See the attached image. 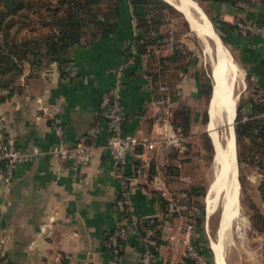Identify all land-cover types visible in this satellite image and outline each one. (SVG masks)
Returning a JSON list of instances; mask_svg holds the SVG:
<instances>
[{
	"label": "crops",
	"instance_id": "0c3cea01",
	"mask_svg": "<svg viewBox=\"0 0 264 264\" xmlns=\"http://www.w3.org/2000/svg\"><path fill=\"white\" fill-rule=\"evenodd\" d=\"M162 2L176 12L191 31L180 11ZM206 7L208 12L204 10L205 14L215 23L210 18L208 20L240 69L248 89L253 93L264 89V38L241 35L233 24L238 18L264 25V1L246 0L236 6L207 2ZM155 9V6H134L126 1L112 34L94 39L85 35L78 45L66 52L64 64L52 62L39 69L26 65L15 82V90L0 103V116L5 119L8 135L16 147L25 151L37 148L43 153L18 165L10 182L3 180V163L0 162V259H7L9 264H137L140 250L137 243L123 247L117 261L104 248L118 213L119 181L111 157L99 149L89 165L79 166L58 158L50 153V149L60 140L55 125L61 126V139L66 147L81 141L95 143L96 146L106 144L108 124L98 115L100 96L111 89L114 78L110 70L124 58L125 43L132 35L131 11L138 17L149 14L157 21ZM162 12L160 23L148 31L141 28L140 39L148 38L146 46L151 47L172 25L185 46L182 53L162 50L161 71L157 77L173 91L174 112H185L189 144L182 156L164 151L155 157L147 172H134L132 175L135 159H131L126 173L131 179L133 215L155 226L153 229L158 232V242L153 241V264H185L184 260L189 258L185 257L181 239L187 229H191L200 249L208 247L203 244L206 226L196 223L195 198L189 194L199 186V156L204 152L207 138L213 151L215 149L207 129L214 86L211 72L209 75L202 58L196 53L193 40L179 34L178 21L166 9ZM221 22L226 26H221ZM202 54L205 56L204 49ZM147 67L137 64L123 77L121 108L125 116L124 132L137 138L148 137L152 133V92L146 80ZM208 82L209 99L206 94ZM1 94L7 95L8 92ZM243 109L248 116L251 103H245ZM205 113L206 124L203 123ZM221 147L225 160V155L229 154L232 161L230 144L221 143ZM234 151L238 169L235 147ZM214 154L213 162L217 156L216 149ZM228 165L227 162V169ZM231 176L232 171L227 173L226 170L225 186H230ZM257 193L259 199L255 203L264 208L258 189ZM169 199L177 201L178 214H167L165 204ZM261 213L264 216V212ZM211 215L207 214L205 206L204 222ZM220 228L221 216L216 232L218 242ZM225 233L227 235L228 228ZM230 242L229 237L223 242L220 239L222 247L218 249L220 253L224 251V256L225 247ZM210 243L208 248L213 259ZM222 264H227L226 256Z\"/></svg>",
	"mask_w": 264,
	"mask_h": 264
},
{
	"label": "built area",
	"instance_id": "2783aa9c",
	"mask_svg": "<svg viewBox=\"0 0 264 264\" xmlns=\"http://www.w3.org/2000/svg\"><path fill=\"white\" fill-rule=\"evenodd\" d=\"M132 5L130 0H126ZM146 19L152 16L147 14ZM236 30L241 35H258L264 38V25H256L251 21L236 18L233 22ZM130 26L132 35L125 43V55L121 63L114 66L110 73L114 78L111 89L100 96L98 115L108 124V139L105 145L96 146L95 143L81 141L71 147H66L62 142V128L55 125V130L60 140L50 149V153L62 160L70 161L73 165H89L95 157L97 150L106 152L114 162L115 173L119 181V194L117 199L118 213L115 227L109 236L104 248L112 254L115 261L123 247L134 242L139 246L137 264H153L155 231L153 227L133 215L131 199V179L126 173V168L131 159L132 175L134 172H147L154 163L155 157L168 151L178 156L187 152L189 137L182 126L173 122L175 98L172 89L160 81L157 74L161 71V52L182 53L185 50L183 42L177 37L174 26L155 41L151 47L144 50L141 45L138 16L131 11ZM137 64L147 67L146 80L152 92L150 105L153 109L152 133L150 136L137 138L124 132L125 116L121 108V92L123 77L127 71ZM252 102L262 107V112L254 117L244 116L243 122L251 119L259 120L264 126V89H257L252 97ZM37 148L31 151L18 149L14 140L8 135L5 119L0 116V162L3 163L2 178L10 182L18 165L27 163L32 157L42 155ZM133 162V161H132ZM180 208L176 200L169 199L166 204L168 215H176ZM181 244L184 247L185 257L197 264H209L200 253V247L192 236L191 229H187ZM0 264H9L5 258L0 259Z\"/></svg>",
	"mask_w": 264,
	"mask_h": 264
},
{
	"label": "trees",
	"instance_id": "16d2710c",
	"mask_svg": "<svg viewBox=\"0 0 264 264\" xmlns=\"http://www.w3.org/2000/svg\"><path fill=\"white\" fill-rule=\"evenodd\" d=\"M245 1L197 0L201 7L203 3L207 2L229 3L236 6L240 2L245 3ZM125 2L126 0H0V103L15 90V82L23 74L26 65L31 69H39L47 63L64 64L66 63L64 57L66 52L71 47L78 45L87 32H89L92 39L97 37L106 38L112 34L116 29ZM130 2L134 6L156 7L155 10L158 13L155 18L158 17L157 21L154 17L150 19H146L145 16L138 17L139 27L144 31H148L153 25L160 23L161 16L164 15L162 10L170 8L162 0H130ZM30 13L39 17V22L45 31L21 38H17L16 34H10L9 29L12 26L15 25L16 29H20L21 26L26 24V19L30 17ZM210 20L213 24L215 23L214 19L210 18ZM220 25L225 27L226 23L221 22ZM15 33L17 32L15 31ZM220 38L224 42L222 35H220ZM148 41V38L144 39V44L141 45L142 50L149 44ZM3 91H7L8 94L2 95ZM206 94L209 99V82L206 85ZM250 103L252 109L251 113L248 114L249 117H254L262 112V107L252 102V99ZM242 108L243 105H239L235 118V122H237L235 126L236 144L240 145L242 141L246 140L251 144L258 145L263 151L264 126L256 119L239 123ZM182 111L179 113L174 112L172 120L187 132L188 122L185 112ZM203 123H207L206 113L203 117ZM206 142L208 145L205 149L211 153V158H213V148L208 138ZM237 162H241L239 151L237 152ZM206 191L205 188L192 189L189 195L194 196V198H201L205 197ZM258 191L261 200L264 202L263 185L258 188ZM199 208L201 213L198 214L196 223L201 225L204 223L203 203ZM250 208L253 210L251 223L257 228V232H262L264 216L255 206L251 205ZM154 234L152 240L158 242V232L155 231ZM204 243L207 245L205 241ZM200 253L206 259L212 257L208 247L201 248ZM184 262L185 264H195L190 259H185Z\"/></svg>",
	"mask_w": 264,
	"mask_h": 264
},
{
	"label": "rangeland",
	"instance_id": "374dc122",
	"mask_svg": "<svg viewBox=\"0 0 264 264\" xmlns=\"http://www.w3.org/2000/svg\"><path fill=\"white\" fill-rule=\"evenodd\" d=\"M206 4L207 3L202 4L205 11H207ZM166 12L169 13L172 18L178 21V33L185 34L193 40L195 43V51L202 58V62L205 64L206 70L210 75L211 62L206 58V56L202 54V49H204L203 42L197 40L194 37V34L187 28V26H185L183 19L176 12L170 8L166 9ZM26 20V24L21 26L20 29H16L15 25L12 26L9 29L10 34H16L17 38H21L24 36L36 35L42 31H45L39 22L40 20L38 16L30 13V17ZM15 31L17 33H15ZM86 35L88 36L89 32H87ZM209 44L212 46L211 42H209ZM244 81L245 80L243 79V83L241 84L237 82L236 91L234 92L236 95H239L237 100V108L239 105L244 106L245 103L251 102L254 94L252 91H250V89H248V84ZM241 115L242 116L239 123H244L242 120V118L245 116L243 108L241 110ZM236 124L237 122L234 123V128ZM217 132L221 142L223 143L225 136L224 129L219 127ZM206 145H208V143H204V152H202L203 154L199 156L200 162L198 173L200 175V179L198 188L208 189V186L214 179L217 166L215 162H213V158H211V153L205 149ZM236 149L237 152L239 151L241 156V162L238 163L237 169L240 184L239 195L237 199V203L239 205V215L232 223V227L229 232L231 244H228L227 247H225L226 261L227 264H264V226L262 232H257V228L253 226L250 220L253 215V210L250 208L251 205L255 206L260 213L264 212V208H261V205H257L255 203V200L259 199L257 189L262 185L264 187V150L262 151L258 145L251 144L246 140L242 141L240 145L236 144ZM184 202L187 201L184 200ZM202 203L205 208V197L195 198L194 208L197 209L198 214L201 213V209L199 207ZM220 204L217 206V208H215L214 213L209 216L208 221L204 222V226H206V230H204V241L207 243L208 247L210 241L217 240L216 232L221 216ZM207 259L209 260L210 264H214L212 257Z\"/></svg>",
	"mask_w": 264,
	"mask_h": 264
},
{
	"label": "bare ground",
	"instance_id": "6f19581e",
	"mask_svg": "<svg viewBox=\"0 0 264 264\" xmlns=\"http://www.w3.org/2000/svg\"><path fill=\"white\" fill-rule=\"evenodd\" d=\"M163 1L177 9L178 12L180 11L183 14V17L187 19L191 31L196 35L195 37L203 42L204 54L211 62V77L213 79L214 89L209 110L210 121L207 129L211 142L217 152L215 160L217 170L212 181V186L207 193L205 206L207 214L211 215L215 211V208L221 203V228L218 231V239L220 237L223 242L224 240L226 241L228 237L230 238L229 229H231L232 223L239 215V206L236 199L239 195L240 187L239 182L237 183L238 173L236 156L234 157V147L236 150L234 121L239 95H236L234 92L236 91L237 82L239 84L243 83V75L233 61L228 49L218 39L217 34L214 32V29L208 20L209 18L205 12H203L198 3L192 2V0ZM209 42L212 43V46ZM231 93L234 94L233 97L230 95ZM227 109H229L228 114H226ZM219 127H222L225 132L223 143H229L233 153L232 161L229 154L225 155L229 164L228 169L227 162L224 158V152L221 147L222 142L217 132ZM226 170L227 173L232 171L231 184L229 187L227 185L225 186V183L223 182L225 181L224 177ZM227 228L228 233L226 235L225 230ZM220 239L219 242L217 240L211 241L210 243V247L213 251V262L215 264H222L225 259L223 254L224 251L220 253V250L218 249L219 246L222 247Z\"/></svg>",
	"mask_w": 264,
	"mask_h": 264
},
{
	"label": "water",
	"instance_id": "95a60500",
	"mask_svg": "<svg viewBox=\"0 0 264 264\" xmlns=\"http://www.w3.org/2000/svg\"><path fill=\"white\" fill-rule=\"evenodd\" d=\"M192 2H195V3H197V0H192ZM177 10V9H176ZM213 89H214V87H213ZM212 98H213V92H212ZM212 98H211V100H210V103H211V101H212ZM210 119V118H209ZM235 156H236V151H235ZM237 181H238V178H237ZM211 186V185H210ZM209 190H210V187H209V189H208V192H209ZM207 192V193H208ZM219 221H220V219H219ZM218 234V233H217Z\"/></svg>",
	"mask_w": 264,
	"mask_h": 264
}]
</instances>
